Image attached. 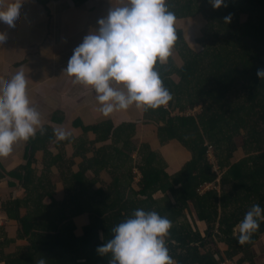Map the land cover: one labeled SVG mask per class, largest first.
<instances>
[{"label": "trees", "instance_id": "trees-1", "mask_svg": "<svg viewBox=\"0 0 264 264\" xmlns=\"http://www.w3.org/2000/svg\"><path fill=\"white\" fill-rule=\"evenodd\" d=\"M166 3L178 39L167 63L155 67L171 93L168 107L143 110L141 119L117 126L112 119H75L78 133L60 141L53 129L64 117L54 113L55 126L28 139L26 162L10 173L23 190L1 199L2 208L27 244L6 255L4 238L0 264H35L41 257L45 264H109L97 248L136 208L171 221L164 240L172 264H256L249 256L256 247L264 252V219L248 242L236 239L250 206L264 210V78L256 75L264 69V0H224L218 8L209 0ZM198 16L203 25H183ZM139 121L155 127L161 144H181L190 158L169 173L159 150L137 136ZM209 145L223 170L219 182ZM205 182L219 188L200 193Z\"/></svg>", "mask_w": 264, "mask_h": 264}, {"label": "clouds", "instance_id": "clouds-1", "mask_svg": "<svg viewBox=\"0 0 264 264\" xmlns=\"http://www.w3.org/2000/svg\"><path fill=\"white\" fill-rule=\"evenodd\" d=\"M22 2V0H21ZM21 2L15 7L0 3V26L11 31L20 21ZM213 8L224 0H209ZM225 22L230 15L224 17ZM176 15L166 0H122L109 8L73 48L62 73L73 84L89 87L95 92L99 112L109 115L134 105L137 109H156L166 105L171 93L164 87L156 65L167 63L177 41ZM7 40L0 36V48ZM256 75L264 78V69ZM43 134L40 113L30 105L27 78L22 69L6 82H0V157L8 156L18 141H27ZM57 141L70 133L53 129ZM259 204H252L238 222V243L248 242L264 219ZM171 221L156 211L136 208L132 214L111 229L112 236L98 246L100 254L109 255V264H172L165 245ZM43 257L35 264H45Z\"/></svg>", "mask_w": 264, "mask_h": 264}, {"label": "crops", "instance_id": "crops-1", "mask_svg": "<svg viewBox=\"0 0 264 264\" xmlns=\"http://www.w3.org/2000/svg\"><path fill=\"white\" fill-rule=\"evenodd\" d=\"M17 2L21 0H0V3L11 4L12 7ZM121 2L83 0L78 4V0H22L20 21L15 30L0 26V36L7 40L6 46L0 48V82H6L17 70L24 71L28 99L30 105L40 113L42 127L48 124L55 126L51 117L58 111H62L64 117L59 128L71 134L78 133L73 125L75 119H81L85 124L112 119L117 126L142 118L144 109H137L134 105L125 110H115L107 116L102 115L95 92L89 87L73 84L72 79L62 73L73 48L85 34L95 30L98 18ZM68 118L71 121L67 123ZM65 122L67 124L63 125ZM142 123L138 122L137 136L148 138L153 148L159 150L169 173H174L190 158V151L181 144L176 141L161 144L157 136H151L155 127ZM27 141H18L8 156L0 157V194L3 202L11 197L17 198L23 190L21 182L10 177V173L26 162ZM140 176L136 175L135 182L140 181ZM1 221H4V225H0L2 242L4 238L9 240L4 253L13 255L27 243L17 238V221L9 220L5 212L0 216ZM199 226L203 228L201 223ZM249 257L256 264H264V252L260 248L256 247Z\"/></svg>", "mask_w": 264, "mask_h": 264}, {"label": "rangeland", "instance_id": "rangeland-1", "mask_svg": "<svg viewBox=\"0 0 264 264\" xmlns=\"http://www.w3.org/2000/svg\"><path fill=\"white\" fill-rule=\"evenodd\" d=\"M183 25L184 26H190L191 28H196V27H198V25L199 26H201V25H203V18L201 17V16H198V17H196V18H193V19H191L190 21H188L187 22V20L186 21H184L183 22ZM200 28V27H199ZM196 33H197V30H195V31H191L190 33H189V35H188V38H193L195 35H196ZM165 107H168V103L166 104V105H164ZM197 108H199V106L197 107ZM176 112V111H175ZM71 120L68 118V121H67V123L68 122H70ZM66 122L65 123H62L63 125H65V124H67ZM154 133V132H153ZM151 136H153V134L151 135ZM145 139V138H144ZM211 150H214V148H211ZM210 150V155H208L209 156V158L212 160V163H214V169H216V171L218 172V173H221V168L219 167V165H218V159H217V157L215 156V152L214 153H212V151ZM134 156H137V154L136 153H134ZM135 170H137V174L138 175H140L141 173H140V171H139V169H135ZM141 177V176H140ZM140 177H139V179H140ZM103 178H104V180L105 181H110L111 180V178H110V176L108 175V173H106L105 175H103ZM98 187H100V184H98V185H96V187L95 188H98ZM86 222V220L84 219V223ZM84 223H80V226L82 225V224H84Z\"/></svg>", "mask_w": 264, "mask_h": 264}, {"label": "built area", "instance_id": "built-area-1", "mask_svg": "<svg viewBox=\"0 0 264 264\" xmlns=\"http://www.w3.org/2000/svg\"><path fill=\"white\" fill-rule=\"evenodd\" d=\"M211 148H213L212 147V145H209V148H208V155H210V150H211ZM212 151V153H214V150H211ZM211 160V159H210ZM212 161V160H211ZM213 166H214V163H213ZM220 167V166H219ZM216 170V169H215ZM221 171V173H218L219 174V176H218V178H217V182H219L220 181V179H221V175H222V173H223V170H220ZM217 182H205V183H203L202 184V186L199 188V192L200 193H204V192H206V191H208V190H212V189H217V188H219V184L217 183ZM4 212H3V208H2V203H1V194H0V216L3 214ZM0 225L1 226H3L4 225V221H1L0 222ZM2 238L0 237V243L2 242ZM220 264H235L234 262H232V261H225V262H222V263H220Z\"/></svg>", "mask_w": 264, "mask_h": 264}, {"label": "water", "instance_id": "water-1", "mask_svg": "<svg viewBox=\"0 0 264 264\" xmlns=\"http://www.w3.org/2000/svg\"><path fill=\"white\" fill-rule=\"evenodd\" d=\"M237 233H238V231H237Z\"/></svg>", "mask_w": 264, "mask_h": 264}]
</instances>
